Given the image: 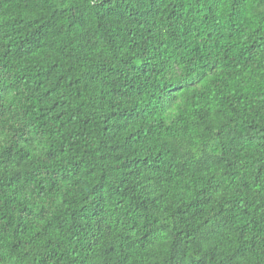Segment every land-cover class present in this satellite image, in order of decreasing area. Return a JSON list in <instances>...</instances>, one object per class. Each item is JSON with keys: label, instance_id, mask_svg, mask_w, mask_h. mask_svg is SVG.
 Returning a JSON list of instances; mask_svg holds the SVG:
<instances>
[{"label": "trees", "instance_id": "16d2710c", "mask_svg": "<svg viewBox=\"0 0 264 264\" xmlns=\"http://www.w3.org/2000/svg\"><path fill=\"white\" fill-rule=\"evenodd\" d=\"M0 264H264V0H0Z\"/></svg>", "mask_w": 264, "mask_h": 264}]
</instances>
